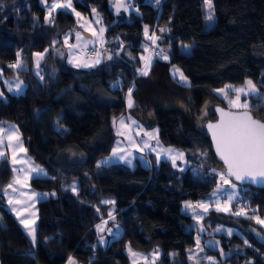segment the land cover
I'll use <instances>...</instances> for the list:
<instances>
[{"label": "trees", "instance_id": "16d2710c", "mask_svg": "<svg viewBox=\"0 0 264 264\" xmlns=\"http://www.w3.org/2000/svg\"><path fill=\"white\" fill-rule=\"evenodd\" d=\"M120 3L117 10L118 0H72L75 10L90 19L96 9L105 26L101 51L114 57L78 68L68 63L70 46L62 40L67 31L78 28L72 13L57 9L52 13L55 23L49 24L39 0H0V66L4 76L18 75L25 83L22 94L5 92L0 97V121L16 125L28 156L48 172L30 180L32 188L48 194L37 202L33 244L17 233L19 224L7 208L4 189L13 171L9 159L0 158V264H65L70 257L78 264H132L125 251L129 244L142 250L159 246L158 264H190L188 250L196 245L198 232L182 206L205 199L219 181L218 173H226L209 132L196 125L203 107L216 101L207 117L214 121L215 107L232 110L214 89L249 79L260 95L241 99L248 101L254 117L264 120V0H213L215 20L209 28L204 0ZM145 25L148 37L159 38L152 45ZM161 28L170 31L161 33ZM53 40L58 41L55 46ZM184 45L191 47L185 50ZM45 49L41 81L32 66L34 54ZM18 52L24 67L11 69L8 65L18 60ZM147 54L148 75H139ZM175 65L190 86L173 78ZM133 85L129 108L126 99ZM126 115L141 129H158V141L182 150L183 162L174 166L152 156L151 168L139 163L133 168L121 163L97 167L98 160L110 154L117 122ZM230 180L238 184L239 197L231 212L209 209L203 218L209 231L223 230L216 233L219 249H208L201 240L205 256L200 264H264V240L253 232L264 231L262 226L249 218L251 213L233 214L245 207L263 217L264 187ZM73 181L77 193L71 191ZM106 199L115 204L102 205ZM94 206L100 207L99 214ZM109 210L122 231L100 245L95 225L101 216L108 218ZM128 218L132 226H125Z\"/></svg>", "mask_w": 264, "mask_h": 264}, {"label": "snow or ice", "instance_id": "6c2138e0", "mask_svg": "<svg viewBox=\"0 0 264 264\" xmlns=\"http://www.w3.org/2000/svg\"><path fill=\"white\" fill-rule=\"evenodd\" d=\"M43 4L47 6L48 15L45 17V22L49 24H54V20L52 19V13L57 9H62L64 11L71 10L72 13H75L77 16H79V13H76L75 8L73 7L72 0H52L51 4L47 3V0H41ZM155 3L158 5L160 3V0H155ZM204 4L207 8V15L205 19L209 22L214 21L215 19V9L213 7V0H204ZM123 6L120 3V0H118V8ZM93 13L96 12V9H92ZM138 11V9H137ZM97 23H100V20L97 19ZM105 31L104 28L100 29V33L102 34ZM161 33H165L170 31V29L167 28H161L159 29ZM95 35V32L93 33ZM144 34L146 37H148V26H144ZM72 35L71 32L67 33L64 37V43H68V37ZM77 41L81 39L80 34L76 33ZM149 40H151L153 43L156 42L158 37L153 36L148 37ZM58 41L53 40L52 45L55 46V44ZM91 43V41H89ZM78 46V45H77ZM73 47V46H70ZM185 50L190 49V45H184L183 46ZM58 51V50H57ZM48 52V49H45L44 52H37L35 53V67H36V75L38 78L43 81L44 77L40 75L41 71V60L44 59L45 54ZM17 56L19 58L20 53H17ZM108 59H111V56L108 57ZM163 59L167 60L169 57L167 55L163 56ZM71 62V61H70ZM100 62L99 58L93 63H75V67H85V68H91L95 67V64H98ZM11 69H19L23 68L24 64L23 62L18 59L16 63L8 65ZM148 67L149 64L146 63L144 68H141L138 70L139 75H148ZM3 69H0V75H2ZM172 76L174 79H178V82L183 84L184 86H190V81L188 80V77L184 75V73L177 67L173 66L172 69ZM13 79L16 80V83L13 85L10 81H5L6 84L9 85L8 91L15 92L16 94H22L24 91V81L19 80L18 77H14ZM119 86V82H117L116 85ZM135 85H133L132 88H129L128 90V107H133V101H132V92ZM215 92L222 95L223 98L228 99L229 91H234L236 94L235 99L229 100V106L230 108H238L243 109L242 112H232L228 111L225 112L224 109H218V111L221 113L220 120L215 123H209L207 127L212 130L213 139L215 141V149L216 152L219 154L221 159L224 161V163L227 165V176H234L237 181L242 182H251V183H264V120L260 118H256L253 116L252 112L249 110L250 106L245 101L244 103H240V95L245 94L247 95H256L259 96L260 93L257 89V86L253 83L251 80H247L245 82L244 87L241 88H235L232 85H225L224 88L220 89H214ZM3 96V93L0 92V97ZM124 119L125 117L120 118V123L123 126L124 125ZM113 123H116V118H113ZM133 124H137L138 128H142V125H139L138 122L133 121ZM3 131V128H0V132ZM66 131V130H63ZM118 135L122 134L120 132L117 133ZM149 137L155 138L156 135H158V129L154 130V133H146ZM15 139L16 141H20V137L18 135L10 136L9 141ZM131 139V138H130ZM159 144V141H157ZM0 144H3V140H0ZM145 144L147 146V141H145ZM150 147V146H149ZM19 150L21 152L26 153L27 149L23 148L22 142L19 144ZM143 151V149H141ZM151 151H156L155 148H151ZM164 153H166L172 160L173 165L175 166V161L177 159H184V152L173 149L171 147L166 149H161ZM175 152V155H172V153ZM118 155V150L113 149V156ZM201 156H206V153H200ZM160 152H157V158H159ZM4 157L3 151H0V158ZM120 159H124L123 156H120ZM110 162H112V157L106 158L102 161H99L97 163V167H100L101 165H107ZM13 165L16 163H19V161L16 160L15 151L13 152V159H12ZM26 164H28V168L31 170L32 173H35L37 176L40 175H46V172L44 169L36 166L32 167L30 163L25 161ZM130 163V161H129ZM13 171H17V169L14 167ZM20 172L24 171V168L19 169ZM213 173H216V169H212ZM220 176V179L223 181L224 184H229V180L226 178V173L224 171H221L218 173ZM22 183L21 179L17 176L13 179L12 182H10L7 185V188L4 189V194L8 193V189H12L13 192H19V189L14 188L13 185H20ZM71 191L74 193H77V186L75 184L71 185ZM221 185L217 186V190L213 193V195H216L220 192ZM231 187L235 189L237 185L232 184ZM226 192V202L230 203L234 198H236V193L232 192ZM26 195V194H25ZM37 194L35 192L32 193L31 196H28V201H31ZM41 196H46L47 194H40ZM52 195H55V193H52ZM8 204L12 205L14 203L13 198L9 196L8 198ZM16 204H21L22 201L16 200ZM25 204V207H23L20 211H17L15 207H13L11 210L13 212H16V215L23 216L25 213L28 212V209L32 207L33 205L29 204L27 201L23 202ZM102 205H108V204H115L114 199H106L101 201ZM96 208L97 213H100V207L94 206ZM199 207L203 209L204 214H207L209 211V207L207 204L200 202ZM185 208H192V205L190 202H186ZM216 211H223V212H229L231 211L230 207H221L220 202H216ZM194 211V209H193ZM256 209H253V212H255ZM234 215H244L248 216V213L243 209L240 208L238 211L233 213ZM32 215H35V213H32ZM197 219H202L203 216L197 215ZM251 219H256L258 223L264 224V220H261L259 217L253 215L250 216ZM116 217L113 215V210L108 211V220H104L103 216H101V224L95 225V229L98 233V239L101 244L107 243L105 240L104 233L107 231L109 236L111 238H116L120 234V226L118 224L114 223L115 231H113V228H106V225L108 224V221L111 220L115 222ZM19 223L23 225L24 229L26 230V234L31 239L32 243H36V221L35 219H20ZM222 227H217L214 231L220 232L222 231ZM203 231V229H201ZM227 235H232V229L226 230ZM218 242L209 241L210 247H215ZM245 244H247V240L244 241ZM197 249L198 251H203V248L200 247V238L197 237ZM127 251L132 257L142 256L145 260L148 258L144 256L142 253H136L132 251L131 245L129 244L127 247ZM223 250L221 249V255H223ZM160 253L159 250H153V253L151 254L152 260L151 264H155L156 259L159 257ZM190 259H195V255H190ZM205 259L213 260L212 257H205ZM69 264H76V261H74L71 257L69 258ZM196 264H199V261L196 260Z\"/></svg>", "mask_w": 264, "mask_h": 264}, {"label": "crops", "instance_id": "0c3cea01", "mask_svg": "<svg viewBox=\"0 0 264 264\" xmlns=\"http://www.w3.org/2000/svg\"><path fill=\"white\" fill-rule=\"evenodd\" d=\"M47 3L51 4L52 1L47 2ZM45 9H46V12H47V15H48L47 8L45 7ZM68 11L70 13H72L71 10H68ZM76 13H79V12L76 11ZM72 14H73V16L75 17V19L77 21L78 29L69 30L62 36V40L64 41L65 35L67 33H69V32L72 33V35H70L68 37V40H71L73 42V45H72L73 47H69L68 48L67 61H68L69 64L74 65V66H75V63H77V62L81 63V64H84V63L93 64L94 63L93 60L89 61V59H90L89 57H92V56L96 55L97 54L96 50H98V53H99L98 56H100V58H101V55H100L101 54V48H100V46H101V43L103 41L104 32L101 34L100 33L101 27H99L95 23H93V19H90L88 16H84L81 13H79L80 14L79 16H77L75 13H72ZM80 31H82L84 33L86 31H89L90 32V36H91L90 39H93L94 43L98 44L99 48L97 46H94L95 48H93L92 45H89L90 43L88 41H86L84 38H82L81 36H80L81 39L79 41H77L76 33H79ZM94 32H95V35L93 34ZM89 41H91V40H89ZM87 43H89V44H87ZM86 47H91V48H93L95 50L93 55L89 56V57L88 56H84V57L83 56H79V52H78L79 49L80 48H86ZM226 85H231V84L228 83ZM237 86H240V85H237ZM126 101H127V105H128V98L126 99ZM124 117H125L124 125L123 126L121 125L120 120H118L117 125H116V134L118 132H120L122 134H120V135L117 134V139L114 142V145L112 147V150H111L110 154L100 158L98 160V162L102 161V160H104L106 158L112 157V162H110L107 165H102V166H108V165H112V164H116V163H121V164H124V165H126V166H128L130 168H133L137 163H139L143 167L151 168V166H152L151 157L153 156L156 159H158V158L155 155V153L153 151H151V148L149 147L151 145V142L154 143V138L149 137L148 135H146V133H153V132L151 130L135 128L136 129V133H135L132 130V126L133 125H132L131 121L129 120L128 115H126ZM8 125H9L8 122L0 121V128H3V131L0 132V140H3V144H0V148L2 149L1 151H3V153H4V157H7L9 159L11 167H12V171H13V168L15 166L17 167V171H15V172L13 171V177H12V180L10 182H12L13 179L15 177H17V176L22 181V183L20 185H15L14 184L13 187L17 188V189H19L21 186L25 187L27 189L28 193H29V196H31L33 192H35L37 194L31 201H29V204H31L33 206L30 207L29 212H27V213H25L23 215V216H25V219H35L36 225H37V218L38 217H37L36 204H37L38 201L47 198L48 194L43 192V191H38V190H35L34 188H32L31 185H30V180L32 178H34V177H45V176L48 175V172L41 165L35 163L32 160V158H30L28 156L27 153L21 152L19 150V144L21 142H22L23 148H25L24 144H23V141H22V137H21V134L18 131V129H16L11 124H10V126L8 128L12 129V131L14 132V135H18L20 137V141H16L15 139L9 141V137L10 136H14V135H10V134L7 133L6 128H7ZM152 130H154V129H152ZM140 132H142V134L145 135V139H147V141L149 140L148 142H150V143H147V146H145L146 144L144 143V139H140L141 140L140 141L137 138V137H139L138 134ZM150 139H153V140L151 141ZM113 149H117L118 150V155L117 156H113ZM141 149H143V151H141ZM14 151H15V155H16V160L19 161V163H16L15 165H13V163H12L13 152ZM120 156H123L124 159H120ZM25 161L30 163L32 165V167L38 166V167L44 169V171L46 172V175L37 176L35 173H32L31 170L28 168V164H26ZM129 161H130V163H129ZM20 168H24V171L20 172L19 171ZM226 178L229 180V184H224L223 181L221 179H219V181L217 182V184L214 187V189L208 194V196L205 199L198 200L196 202H191V204L196 203V204L199 205L200 202H203V203H206V204H212V205L216 206V202L219 201L221 207L227 206V207L231 208V206L237 201V199L239 197L238 184H236L232 180H230V178L227 175H226ZM232 184L237 185V187L235 189H233L231 187ZM218 185L222 186L221 189H220V192L217 193L216 195H213V193L217 190V186ZM28 186H30L32 190ZM225 190L227 192H232V193H236L237 194L236 198H234L230 203L226 202V192H225ZM43 193H45L47 195L46 196H41L40 194H43ZM211 195H213V196L211 197ZM4 196L6 198V201H8L9 196H11L13 198L14 202L16 200H18L19 198L22 199L20 194H19V192H13L12 189H8V193L4 194ZM7 204H8V202H7ZM13 204H15V206H17V208L19 210H21L23 207H25L24 203H21V204L13 203ZM184 204H186V203H184ZM8 206H9L10 209H12L14 207L13 205H9V204H8ZM240 208H243L248 214L251 213L252 215H255V216L259 217L261 220H264V216L260 217L257 214H255V212H253V208H245V207H240ZM12 213L19 220L18 216L16 215V212L12 211ZM32 213H35V215H32ZM104 220H108V218H106ZM101 222L102 221H100L97 224H101ZM109 222H112V223H109ZM114 223L115 222L109 220L108 224L106 225V228H113V231H115ZM18 224H19L20 231L26 233L25 229L22 230V227H21L20 223H18ZM260 225L262 226V228L264 230V224H260ZM125 226H132V219L131 218L126 219ZM121 231H122V229L120 228V234H121ZM253 232L258 236V238H260L261 240H264V231H261L258 228L257 229L254 228ZM135 233H137V232H134V237H136ZM120 234H119V236H120ZM102 235H104L105 240L107 241V243L101 244L99 242V239H98V242H99L100 245H107L108 242L112 238L109 236L107 231L102 233ZM119 236H117V237H119ZM26 237L31 241V239L29 238L28 235H26ZM136 240L139 243L144 244V241H143V239L141 237L140 238L136 237ZM65 264H69V258L67 259ZM76 264H78V263L76 262Z\"/></svg>", "mask_w": 264, "mask_h": 264}, {"label": "rangeland", "instance_id": "374dc122", "mask_svg": "<svg viewBox=\"0 0 264 264\" xmlns=\"http://www.w3.org/2000/svg\"><path fill=\"white\" fill-rule=\"evenodd\" d=\"M40 1V3L42 4V5H44L46 8H47V6L45 5V4H43L42 2H41V0H39ZM205 5V4H204ZM205 10H206V15H207V8H206V6H205ZM92 19H93V23H95L97 26H99V27H101V28H104L105 29V26L101 23V20H100V18H99V16L97 15V13L95 12V13H93L92 12ZM214 15H215V13H214ZM97 19H99L100 20V23H97L96 21H97ZM215 20V19H214ZM213 22L214 21H212V22H209V21H207L206 20V23H207V27L209 28V27H211L212 25H213ZM76 29H78V28H76ZM79 34H80V36L82 37V38H84L86 41H88L89 42V40H91V43L89 44V43H87V44H89V45H92V47L93 48H95L94 46H97L98 48H99V46H98V44H96V43H94V40L93 39H90L91 38V36H90V32L89 31H86L85 33L84 32H82V31H80L79 32ZM104 37H103V41H102V43H101V46L103 45L104 46ZM100 46V48H103V47H101ZM86 48H90V47H86ZM97 54L96 55H94V56H92V57H89L90 59H89V61L91 60H93V62H95L96 60H97V58H99V60H100V62L98 63V64H100L103 60L104 61H106V60H113L114 59V57H113V55H112V53L110 52V51H108V50H102L101 51V58H100V56H98L99 55V53H98V51L96 52ZM80 56V55H79ZM109 56H111V59H108V57ZM84 57V56H83ZM18 59H20V56H19V58ZM35 54H34V58H33V66H32V69H33V71L36 73V67H35ZM148 59H149V54H147L146 55V61H145V63H144V66H145V64L147 63V61H148ZM21 60V59H20ZM22 61V60H21ZM17 62V61H16ZM15 62V63H16ZM23 62V61H22ZM14 64V63H13ZM24 64V63H23ZM175 67H177V68H179L183 73H184V71H183V69L181 68V67H179V66H176L175 65ZM0 69H2L1 68V66H0ZM172 69H173V67H172ZM40 75H41V72H40ZM184 75L186 76V74L184 73ZM14 77H18V79L19 80H22V78L21 77H19L18 75H14V76H4V74L2 73V75H0V92H2L3 93V96H5L4 95V93L5 92H7V93H9V94H16L15 92H10V91H8V87H9V85L8 84H6L5 83V81H10L13 85L16 83V80L15 79H13ZM189 80V79H188ZM249 80V79H248ZM232 85V84H231ZM244 85H245V83L244 84H242V85H240V86H236V85H234V87L235 88H241V87H244ZM233 86V85H232ZM24 91H25V83H24ZM23 91V92H24ZM242 95H245V94H241L240 95V103H244L245 101L244 100H242L241 99V96ZM229 97H236V94H235V92L234 91H230L229 92V95H228ZM246 102L248 103V101L246 100ZM215 104H217L216 103V101H210V102H208V104H206L204 107H203V111H202V114H201V116L198 118V120H197V126L199 127V128H201V129H205V130H207L208 132H209V134H210V136H211V139H212V146H213V148L215 149V141H214V139H213V135H212V130H210L208 127H207V125L209 124V123H212V124H215V123H217L219 120H220V118H221V113L219 112V116H218V119H215L214 121H208L207 120V117H208V115H209V112H211L213 109H214V106H215ZM228 111H232V112H242V111H244L243 109H238V108H232V110H226L225 112H228ZM8 126H7V128H6V131H7V133L8 134H10V135H14V132L12 131V129H10V128H8L9 126H10V124L12 125V126H14L16 129H17V127H16V125L14 124V123H12V122H8ZM132 126V125H131ZM132 130L136 133V129L134 128V126H132ZM154 130H157V129H154ZM154 130H151L153 133H154ZM139 137H137L139 140L140 139H144V143H145V141H147V139H145V135H143L142 134V132H140L139 134ZM147 137V136H146ZM151 141L153 140V139H150ZM141 141V140H140ZM149 141V140H148ZM147 141V143H150V142H148ZM157 141H158V139H157V137H155L154 138V143L153 142H151V145H150V148H155L156 149V151H153L154 153H155V155L157 156V152H160V156H159V158L158 159H165V160H168V161H170L171 163H172V160H171V158L166 154V153H164L163 151H161V149H166V148H169V147H171V148H173V149H176V150H179V151H182V150H180V149H178V148H175V147H172V146H167V145H164V144H162V143H160L159 142V144L157 143ZM153 143V144H152ZM145 145V144H144ZM146 146V145H145ZM2 149L0 148V151H1ZM183 152V151H182ZM215 152H216V149H215ZM217 153V152H216ZM218 154V153H217ZM172 155H175V152L174 153H172ZM218 156H219V154H218ZM80 159L82 158V156H80L79 157ZM184 160V159H183ZM183 160H181V159H177L176 161H175V164H177V163H179V162H183ZM180 166H181V168H185V167H187L185 164H179ZM15 168L17 169V167L15 166ZM48 176V175H47ZM73 184H75L76 186H77V181H73L72 183H71V185H73ZM30 189H31V187L30 186H28ZM32 190V189H31ZM36 190V189H35ZM46 193V192H45ZM45 193H43V194H45ZM19 194H20V196H21V198L22 199H18V200H20V201H22V203L24 202V201H27L28 203H29V201H28V196H29V193H28V191H27V189L25 188V187H23V186H21L20 188H19ZM26 194V195H25ZM213 195H211V197H212ZM208 201V200H207ZM15 203V202H14ZM206 204V203H205ZM6 205H7V208H8V210L12 213V211H11V209L9 208V206H8V204H7V201H6ZM18 211H20L18 208H17V206H15V204H12ZM185 205L186 204H184L183 206H182V211L183 212H186V213H188V214H191L192 216H193V226L196 228V230H197V232H198V235H197V237L199 236V238H200V247L201 248H203V251H198V249H197V242H196V245L193 247V248H191V249H189L188 250V259H189V262H190V264H196V260H198L199 261V264H200V262L202 261V258L205 256V252H204V248L206 247V248H208V249H219L220 247H221V242L216 238V233H218V232H216V231H214L216 228H214V229H212L211 231H209L206 227H204V224H203V218L206 216V214H204V212H203V209L201 208V207H199V205L198 204H196V203H194V204H191L192 205V208H188V209H186L185 208ZM208 205V207H209V209H216V206L215 205H212V204H207ZM36 208H37V204H36ZM30 209V208H29ZM29 209H28V212H29ZM193 209H194V211H193ZM231 209V208H230ZM240 208L238 207V210H239ZM238 210H236V211H238ZM232 211V210H231ZM231 211H229V212H231ZM235 211V212H236ZM208 213V212H207ZM13 214V213H12ZM14 215V214H13ZM197 215H201V216H203V218L202 219H197L196 217H197ZM14 217H15V215H14ZM16 218V217H15ZM19 218V220L20 219H25V216H19L18 217ZM16 220H17V222L19 223V220L16 218ZM21 225V224H20ZM21 227H22V230L24 229V227H23V225H21ZM201 229H203V231H201ZM18 234H21V235H27L26 233H24V232H21L20 231V229H19V231L17 232ZM136 235V237H138V238H140V236L137 234V233H135ZM135 237V238H136ZM196 240H197V238H196ZM201 240H204V245H205V247L204 246H202V243H201ZM209 241H213V242H218L217 244H216V246L215 247H210L209 246ZM127 247H128V245L126 246V248H125V251L128 253V255H129V257H130V260H131V262H132V264H151V260H152V257H151V254L153 253V250H156V249H158L159 250V253H160V255H159V257L156 259V261H155V264H158V261H159V259H160V256H161V254H162V251H161V249H160V247L159 246H155V247H153V248H151V249H148V250H142V249H132V251L133 252H136V253H142V254H144V256H146L148 259L147 260H145L144 259V257H142V256H137V257H132L130 254H129V252L127 251ZM190 255H195V259H190L189 257H190Z\"/></svg>", "mask_w": 264, "mask_h": 264}, {"label": "built area", "instance_id": "2783aa9c", "mask_svg": "<svg viewBox=\"0 0 264 264\" xmlns=\"http://www.w3.org/2000/svg\"><path fill=\"white\" fill-rule=\"evenodd\" d=\"M153 44V42L151 41V43H150V45H152ZM67 45L68 46H71L72 45V43L68 40V43H67ZM94 49L93 48H80L79 49V55H82V56H90V55H92L93 53H94ZM229 95V94H228ZM231 99H235V96L234 97H229L228 96V99H225L224 98V101H225V103L227 104V106L230 108V106H229V100H231Z\"/></svg>", "mask_w": 264, "mask_h": 264}, {"label": "water", "instance_id": "95a60500", "mask_svg": "<svg viewBox=\"0 0 264 264\" xmlns=\"http://www.w3.org/2000/svg\"><path fill=\"white\" fill-rule=\"evenodd\" d=\"M215 110L218 112V116H219V111H218V107H215ZM218 116H217V119H218ZM220 157V156H219ZM221 158V157H220ZM223 164H224V167H225V171H226V174H227V165L224 163V161L222 160ZM229 178H232V179H235L234 176H228ZM236 180V179H235ZM237 181V180H236ZM239 183H246V184H251V185H254V186H258V187H264V183H251V182H242V181H238Z\"/></svg>", "mask_w": 264, "mask_h": 264}]
</instances>
